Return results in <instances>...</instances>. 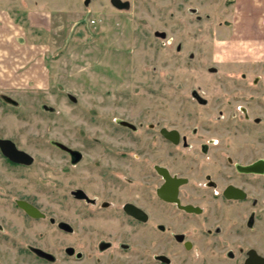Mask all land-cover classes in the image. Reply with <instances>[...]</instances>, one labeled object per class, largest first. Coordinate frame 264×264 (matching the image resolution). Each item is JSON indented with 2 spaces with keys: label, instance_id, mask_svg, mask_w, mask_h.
Returning <instances> with one entry per match:
<instances>
[{
  "label": "rangeland",
  "instance_id": "obj_1",
  "mask_svg": "<svg viewBox=\"0 0 264 264\" xmlns=\"http://www.w3.org/2000/svg\"><path fill=\"white\" fill-rule=\"evenodd\" d=\"M112 1L0 0V23L9 19L15 37L13 55L0 52V67H9L0 68V138L34 158L28 168H13L0 153L1 222H22L11 202L25 195L73 224L80 209V222L91 224L89 207L66 200L63 211L61 194L93 192L111 157L137 174L138 156L116 154L141 146H156L159 164L193 177L184 161L175 162L160 128L179 130L192 146H239L242 162L264 159V43L255 51L253 40L232 37L243 26L261 32L264 23L239 22L233 0ZM53 141L83 152V161L72 165ZM245 185L257 200L253 235L243 230L235 241L264 255V175ZM122 190L110 193L118 201L131 196ZM249 212L242 204L241 224ZM47 229L43 239L52 245L55 232ZM15 249L0 242V255Z\"/></svg>",
  "mask_w": 264,
  "mask_h": 264
},
{
  "label": "flooded vegetation",
  "instance_id": "obj_2",
  "mask_svg": "<svg viewBox=\"0 0 264 264\" xmlns=\"http://www.w3.org/2000/svg\"><path fill=\"white\" fill-rule=\"evenodd\" d=\"M193 99L207 103L197 93ZM120 122L118 125L124 129H138L132 123L135 129ZM153 129V125L148 126V130ZM163 129L176 131L172 137L176 141L163 136ZM158 132L175 162L184 161L193 177L159 164L156 146H141L137 153L128 150L116 154L139 159L137 174H128L126 165L120 169L111 157L96 174L100 182H94L93 192L77 188L61 194L63 211L66 200L75 207L80 202L89 207L88 216L93 218L89 225L80 222V209L79 223L73 224L61 214H50L33 197H15L11 205L22 222L0 221V242L14 244L16 254L0 255V264H246L253 261V250L264 257L253 246L235 241L243 230L253 235V206L257 200L245 183L261 176L239 167L253 165L259 159L242 162L239 146H192L177 129L160 128ZM196 133L194 129L192 134ZM57 149L69 157L72 165L83 161L84 154L79 150L73 149L81 154V159L73 163L69 152ZM180 149L187 151L186 159L175 157ZM108 151L112 153V149ZM0 153L13 168L25 169L34 163V159L30 165L16 163ZM115 188L131 196L118 201L120 196L110 193ZM242 204L250 208L244 224L240 222ZM49 226L56 233L52 245L43 239ZM39 237L42 243L34 244L32 241Z\"/></svg>",
  "mask_w": 264,
  "mask_h": 264
},
{
  "label": "crops",
  "instance_id": "obj_3",
  "mask_svg": "<svg viewBox=\"0 0 264 264\" xmlns=\"http://www.w3.org/2000/svg\"><path fill=\"white\" fill-rule=\"evenodd\" d=\"M235 2V7L237 9V15L239 17V22L249 24L253 22H263L264 23V0H233ZM244 21V22H243ZM16 29V28H15ZM241 29V30H240ZM16 31V30H15ZM237 35L234 33L232 35L233 38H242V39H251L253 41V50L258 51L260 49V42L261 44L264 43V30H261V32H251V30H248L246 26H243L241 28L238 27ZM12 25L9 22V19H5V22L0 23V52H2L5 57H10L13 55L12 52V44L10 41V38L14 37L12 35ZM15 39V37L13 38ZM12 58V57H11ZM14 58V57H13ZM8 61V59H6ZM12 64V63H10ZM4 67L7 66V62L2 64ZM1 65L2 70H7L9 68L3 69ZM1 70V72H2ZM10 70V69H9Z\"/></svg>",
  "mask_w": 264,
  "mask_h": 264
},
{
  "label": "water",
  "instance_id": "obj_4",
  "mask_svg": "<svg viewBox=\"0 0 264 264\" xmlns=\"http://www.w3.org/2000/svg\"><path fill=\"white\" fill-rule=\"evenodd\" d=\"M112 2L117 7L120 6L119 0H113ZM120 124L135 129V126H133L129 122L121 121ZM162 135L173 140L172 137H175L177 135V132L163 129ZM52 143L57 148L69 152L72 157L73 163H76L79 159H81V154L76 150L67 147V145L57 141H53ZM0 150L5 157L9 158L11 161L16 163L30 165L32 164L34 159L33 156H31L27 152L18 149L15 142H13L10 139L0 138ZM239 168H241V171L243 172H253L256 174L264 175V159H259L258 161L253 163V165L239 167ZM23 208L26 209L27 211H30L29 209H27V207L23 206ZM246 264H264V257L260 256L255 250H253V261H247Z\"/></svg>",
  "mask_w": 264,
  "mask_h": 264
}]
</instances>
